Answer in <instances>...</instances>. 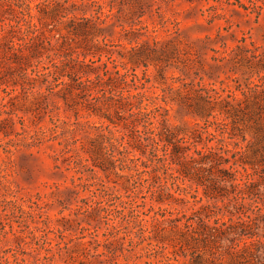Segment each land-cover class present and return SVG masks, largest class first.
I'll return each mask as SVG.
<instances>
[{
  "label": "rangeland",
  "instance_id": "1",
  "mask_svg": "<svg viewBox=\"0 0 264 264\" xmlns=\"http://www.w3.org/2000/svg\"><path fill=\"white\" fill-rule=\"evenodd\" d=\"M28 1L44 12L51 44L88 48L95 55L85 60L100 58L96 64L109 56L122 72L134 68L152 102L168 108L178 136L188 138L205 119L210 131L224 127L225 156L237 150L247 170H259L252 189L264 192V0ZM10 75L1 64L0 264H231L226 239L215 248L190 238L200 229L195 216L189 231L183 218L176 228L169 222L212 203L222 211L206 223L227 220L226 197H207L203 186L184 180L179 194L169 189L176 199L153 204L166 209L164 220L139 242L140 223L152 228L153 212L147 200L132 202L130 171L113 161L98 127L104 119L58 87L35 108L44 85L24 92ZM234 167L241 170L239 161ZM225 190L232 194L231 186ZM256 215L263 240L264 213Z\"/></svg>",
  "mask_w": 264,
  "mask_h": 264
},
{
  "label": "trees",
  "instance_id": "2",
  "mask_svg": "<svg viewBox=\"0 0 264 264\" xmlns=\"http://www.w3.org/2000/svg\"><path fill=\"white\" fill-rule=\"evenodd\" d=\"M4 4L7 14L0 13V65L11 74L12 84L17 83L24 92L35 82L44 85V92L36 97L35 108L40 105L39 98H48L58 87L56 92H60V96L76 97V104L104 119L106 123L98 127L108 134L109 146L115 151L114 154L110 152L113 161H117L120 169L130 171L127 190L134 195L132 202L137 203L138 198L143 203L147 200L148 210L153 212L152 228L140 223L139 242L149 239L147 232H152L158 222L164 220L166 209L160 206L154 209L153 204H162L173 197L169 189L177 194L185 190L182 183L187 180L203 186L207 197H226L224 206L229 216L227 220L215 216L213 224L209 225L206 223L209 217L222 210L216 203L206 204L191 215L181 213L180 217L170 219L171 227L176 228V222L183 218V227L189 231L195 216L200 229L190 230L191 239H199L204 246L210 243L209 246L215 248L220 239H226L228 244L224 252L231 264H264V239L261 240L255 230L258 228L256 214L264 213V192L252 189L261 175L257 169L247 170L246 162L236 158L237 150L230 158L225 156L228 149L223 134L227 130L216 126L214 132L210 131L208 127L212 122L205 119L188 138L178 136L174 127L167 123L168 108L152 102V96L144 89L146 80L141 81L134 68L122 72L109 56L96 64L100 58L85 60L88 53L95 55L88 48L75 52L72 45L51 44L45 34L44 12L40 11L39 3L5 0ZM79 54L83 57L79 58ZM210 141L215 144L209 145ZM75 155L78 156L76 152ZM229 161L231 164L227 167L222 166ZM237 161L241 170L234 167ZM235 173L239 174L236 182ZM226 185L232 187V194L223 192ZM248 210L251 213H247ZM238 212L241 214H236ZM234 215L236 220L232 219Z\"/></svg>",
  "mask_w": 264,
  "mask_h": 264
}]
</instances>
